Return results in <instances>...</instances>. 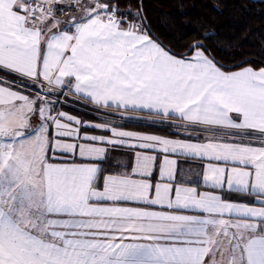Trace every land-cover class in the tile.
Returning a JSON list of instances; mask_svg holds the SVG:
<instances>
[{
  "label": "snow or ice",
  "instance_id": "snow-or-ice-1",
  "mask_svg": "<svg viewBox=\"0 0 264 264\" xmlns=\"http://www.w3.org/2000/svg\"><path fill=\"white\" fill-rule=\"evenodd\" d=\"M121 3L0 0V264H264V60Z\"/></svg>",
  "mask_w": 264,
  "mask_h": 264
},
{
  "label": "trees",
  "instance_id": "trees-1",
  "mask_svg": "<svg viewBox=\"0 0 264 264\" xmlns=\"http://www.w3.org/2000/svg\"><path fill=\"white\" fill-rule=\"evenodd\" d=\"M128 0H122L123 7ZM143 5L153 32L177 48L213 33L205 43L218 60L231 65L244 59L264 60V0H131ZM89 119L91 114L74 110ZM94 119V118H92ZM139 129L167 128L124 123Z\"/></svg>",
  "mask_w": 264,
  "mask_h": 264
},
{
  "label": "crops",
  "instance_id": "crops-1",
  "mask_svg": "<svg viewBox=\"0 0 264 264\" xmlns=\"http://www.w3.org/2000/svg\"><path fill=\"white\" fill-rule=\"evenodd\" d=\"M64 111H67V112H70L71 114L73 115H78L81 117V115L79 114V112H76V111H72V110H64ZM133 115H142V114H133ZM82 118V117H81ZM95 119V117H93ZM84 120H94V119H85V118H82ZM145 121V120H144ZM143 120H140V121H130V120H127V121H124L122 122L123 124L124 123H133V124H137V125H140V126H146V125H143L147 122H144ZM125 126V125H124ZM169 126H167V130L168 131H152V130H145V129H139V128H136L134 126H125V128L127 130H131V131H139V132H145V133H151V134H157V135H164V136H168V135H172L173 134V130L168 128ZM182 167L187 170L189 167H191L192 169V173L194 174L195 172L199 171V169L196 167L195 165V162H193L191 165H188V164H184L182 165Z\"/></svg>",
  "mask_w": 264,
  "mask_h": 264
},
{
  "label": "rangeland",
  "instance_id": "rangeland-1",
  "mask_svg": "<svg viewBox=\"0 0 264 264\" xmlns=\"http://www.w3.org/2000/svg\"><path fill=\"white\" fill-rule=\"evenodd\" d=\"M68 105H71V106H68ZM61 108H62V110H72V111L78 110V111L84 112L86 114H91L90 116H92V118L93 117L96 118V114L95 113H91L90 109L85 108L83 105H81V104H79V103H77V102H75V101H73L71 99L68 101V104L61 105ZM81 117L84 118V116H82V115H81ZM92 118L90 117L89 119H92ZM130 121L134 122V121H137V120H130ZM138 121H140V120H138ZM143 121L147 122V123L143 124V125H146V126H155V127H160V128H166L168 126V125H158V124L153 125V124L150 123V121L148 119H143ZM117 122L118 123H122L124 121H121L119 118H117ZM168 128H170V126Z\"/></svg>",
  "mask_w": 264,
  "mask_h": 264
}]
</instances>
